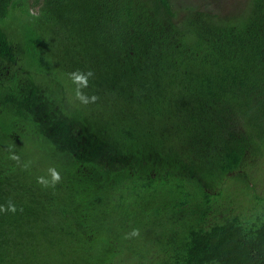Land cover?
I'll list each match as a JSON object with an SVG mask.
<instances>
[{
    "label": "trees",
    "instance_id": "1",
    "mask_svg": "<svg viewBox=\"0 0 264 264\" xmlns=\"http://www.w3.org/2000/svg\"><path fill=\"white\" fill-rule=\"evenodd\" d=\"M246 1L0 0V264H264V0Z\"/></svg>",
    "mask_w": 264,
    "mask_h": 264
},
{
    "label": "rangeland",
    "instance_id": "2",
    "mask_svg": "<svg viewBox=\"0 0 264 264\" xmlns=\"http://www.w3.org/2000/svg\"><path fill=\"white\" fill-rule=\"evenodd\" d=\"M33 1V0H31ZM182 4L189 5L193 4L199 7V9H212L217 11L220 15H230L236 11L240 12L242 8L246 7L247 1L246 0H180ZM178 6V5H177ZM240 10V11H239ZM38 9H33L34 14H38ZM24 17L21 16L19 9H15L14 13L12 14V18L7 20V25L9 26V33L13 36L14 44L17 46V43L20 42L21 36L23 34L22 30ZM16 60H20V56L15 58ZM16 61L14 62V64ZM17 64V63H16ZM15 67V66H14ZM264 167V162L262 164ZM255 175L259 178L257 180V189L258 191L264 195V170L259 168Z\"/></svg>",
    "mask_w": 264,
    "mask_h": 264
},
{
    "label": "clouds",
    "instance_id": "3",
    "mask_svg": "<svg viewBox=\"0 0 264 264\" xmlns=\"http://www.w3.org/2000/svg\"><path fill=\"white\" fill-rule=\"evenodd\" d=\"M93 75L94 73L90 70L87 72L76 70L70 73V78L72 79L73 83L77 85V89L75 93L76 98L85 105L88 103H95L98 99L97 96L92 95L91 97H89L82 91L83 88H86L88 86L89 78L92 77ZM11 159L19 160V157L16 155H12ZM25 167H27V165H25ZM48 171L51 176V181H49L45 177L37 178V183L41 184L43 187L55 186V184L58 183L61 179L59 172L55 168H49ZM7 211H11L13 213L17 211L15 204L12 203L11 200H9L7 206L0 205V212H7ZM138 234H139L138 230L133 229V231L129 235L136 236Z\"/></svg>",
    "mask_w": 264,
    "mask_h": 264
}]
</instances>
